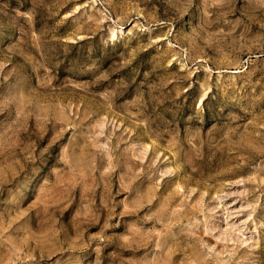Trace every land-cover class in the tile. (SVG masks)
<instances>
[{"label":"rangeland","instance_id":"obj_1","mask_svg":"<svg viewBox=\"0 0 264 264\" xmlns=\"http://www.w3.org/2000/svg\"><path fill=\"white\" fill-rule=\"evenodd\" d=\"M0 264H264V0H0Z\"/></svg>","mask_w":264,"mask_h":264}]
</instances>
